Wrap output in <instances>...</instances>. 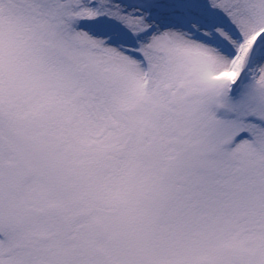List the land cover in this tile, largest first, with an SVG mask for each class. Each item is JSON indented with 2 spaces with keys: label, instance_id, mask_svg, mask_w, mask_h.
Segmentation results:
<instances>
[{
  "label": "snow or ice",
  "instance_id": "snow-or-ice-1",
  "mask_svg": "<svg viewBox=\"0 0 264 264\" xmlns=\"http://www.w3.org/2000/svg\"><path fill=\"white\" fill-rule=\"evenodd\" d=\"M0 264H264V0H0Z\"/></svg>",
  "mask_w": 264,
  "mask_h": 264
}]
</instances>
